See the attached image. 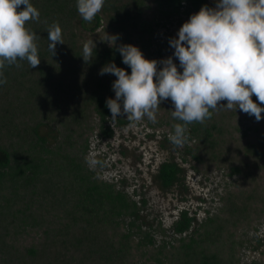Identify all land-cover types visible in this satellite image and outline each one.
I'll list each match as a JSON object with an SVG mask.
<instances>
[{"label": "trees", "instance_id": "16d2710c", "mask_svg": "<svg viewBox=\"0 0 264 264\" xmlns=\"http://www.w3.org/2000/svg\"><path fill=\"white\" fill-rule=\"evenodd\" d=\"M30 2L40 21L26 27L40 36L41 63L34 69L26 61L6 65L7 83L0 84V264H244L241 233L264 219V131L258 125L249 128L253 138L240 133L239 109L187 127L193 168L206 174L225 169L236 182L222 196L219 213L192 234L195 218L184 211L173 225V242L157 245L139 225V204L98 178L85 160L97 126L103 137L114 133L106 100L115 99L117 77L100 70L114 62L131 74L116 47L131 44L154 60L156 30L182 12L212 8L209 0H105L91 23L79 15L77 0ZM56 22L65 44H57L53 56L47 29ZM106 33L119 37L116 45L107 43ZM89 40L96 49L86 64L81 55ZM160 107L157 123L141 121L172 130L183 123L172 118L170 98ZM117 119L118 127L129 124ZM43 128L57 132L53 146ZM181 171L176 162L164 163L163 187L177 183Z\"/></svg>", "mask_w": 264, "mask_h": 264}, {"label": "clouds", "instance_id": "9594fccd", "mask_svg": "<svg viewBox=\"0 0 264 264\" xmlns=\"http://www.w3.org/2000/svg\"><path fill=\"white\" fill-rule=\"evenodd\" d=\"M104 4L105 0H77L76 7L91 23ZM29 21H40V12L30 0H0V84L7 83L2 71L6 65L19 68L26 61L34 69L41 63L35 43L40 36L26 27ZM47 33L48 50L54 56L57 44H65L59 23L51 24ZM106 35L107 43L116 45L119 37ZM177 36L169 40L174 55L159 61L146 59L131 44L116 47L131 74L114 62L100 70L101 76L117 77L112 85L115 99L106 100L111 125L122 116L129 127L145 117L155 124L160 105L170 98L172 118L183 123L173 125L169 141L182 147L189 139L188 125L203 124L213 113L239 109L257 122L264 119V107L259 106L264 104V0H217L215 8L205 5L193 14ZM95 49L93 40L83 44L81 57L86 64L93 60ZM222 101H227L226 106ZM85 160L90 167L100 163L91 156Z\"/></svg>", "mask_w": 264, "mask_h": 264}, {"label": "rangeland", "instance_id": "374dc122", "mask_svg": "<svg viewBox=\"0 0 264 264\" xmlns=\"http://www.w3.org/2000/svg\"><path fill=\"white\" fill-rule=\"evenodd\" d=\"M209 3L215 8L217 0H209ZM192 15L182 12L172 16L166 26L156 30L152 59L159 61L174 55L175 50L170 47L169 40L178 38L179 29ZM174 63L182 72L179 60L174 59ZM162 67L158 65V69ZM240 120V133H246L248 137L253 138L249 130L251 127L261 125L264 131V119L257 122L254 116L241 111ZM110 123L107 126H111L114 133L109 138L103 137L97 126L87 157L91 156L100 163L88 166L98 178L115 183L118 189L139 204V225L143 230L151 231L157 245L164 240H175L173 225L184 211L195 218L191 234L208 217L219 213L222 196L236 182L227 170L212 169L207 174L196 171L188 153L191 141L188 140L182 147L174 146L169 141V136L174 134L170 127L153 129L142 121L135 122L134 127L128 124L118 127L115 122ZM42 133L48 138L50 146L57 142V132L43 128ZM166 162H176L182 169L180 180L169 188L163 187L158 178ZM241 234L246 244L241 256L243 263L255 261L264 264V219Z\"/></svg>", "mask_w": 264, "mask_h": 264}]
</instances>
